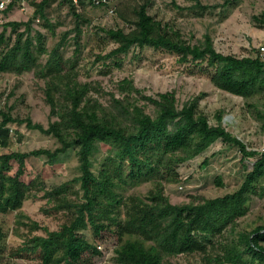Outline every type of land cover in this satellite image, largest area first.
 <instances>
[{
  "label": "trees",
  "instance_id": "1",
  "mask_svg": "<svg viewBox=\"0 0 264 264\" xmlns=\"http://www.w3.org/2000/svg\"><path fill=\"white\" fill-rule=\"evenodd\" d=\"M30 1L36 7L35 17L43 18L45 26L53 29L45 14L52 0ZM83 1L76 5L73 0H62L70 6L77 22V47L82 34L78 7L84 6ZM152 1L125 0L115 9L131 28H101L117 46L98 59H113L119 66L120 56L133 47H151L177 54L181 63L205 65L207 71L212 70L211 83L220 90L246 100L264 94V60L223 54L209 35L201 44H190L179 30L149 14ZM192 1L195 7L207 9L200 0ZM90 2L95 5L93 0ZM12 8L10 5L3 12ZM34 21L31 18L4 24L0 33V72H34L46 80L44 93L50 116L56 120L44 127L31 117L14 116L12 107L0 108V148L10 146L12 124L52 135L59 146L53 150L0 153V213L17 211V221L29 228L14 255L32 257L41 264H90L92 257L101 252L86 238L84 232L88 230L94 239L103 232L116 237L118 264H172L173 257L193 254H200L205 264H264V225L249 232L237 230L239 219L249 211L252 196L264 197V186H258L264 180V152L247 150L222 125L223 111L216 114L217 124H211L199 109L200 97L180 108L174 91L147 95L132 79L124 78L118 82L121 96L111 94L109 104L104 105L93 96L90 83L77 79L73 72L76 63L64 58L61 49L68 34L48 50L44 35L33 28ZM8 29L15 36L13 42L6 35ZM43 55L45 62L41 60ZM140 100L153 106V114L139 104ZM248 105L256 108V118L264 128V111L256 103ZM218 140L235 146L243 159L256 157L242 184L232 192L198 202L172 203L165 186L180 182L179 166ZM101 144L108 147V152L94 163ZM70 150L76 151L80 175L52 189L38 179H23L28 157H46L53 162ZM12 161L18 163L14 175L10 174ZM77 184L81 196L71 199L70 190ZM144 184L151 185L145 195L126 194ZM217 184L222 185L220 178ZM40 192L48 205L45 212H63L64 221L58 229L41 226L21 212L24 201L36 198ZM38 230L42 234H36ZM229 233L238 234L226 238ZM3 237L0 229V242Z\"/></svg>",
  "mask_w": 264,
  "mask_h": 264
},
{
  "label": "rangeland",
  "instance_id": "2",
  "mask_svg": "<svg viewBox=\"0 0 264 264\" xmlns=\"http://www.w3.org/2000/svg\"><path fill=\"white\" fill-rule=\"evenodd\" d=\"M39 2L40 0H36ZM125 0H107L103 6H95L90 0H84V6L78 7L82 15L80 28L82 34L79 46L75 35L77 22L70 11V6L62 0H52L46 8V16L53 29L45 26L43 18L35 17L36 7L29 2L27 10L14 7L9 12H0V33L6 22H26L34 18L33 28L44 35V44L48 50L54 48L67 33L66 42L61 51L64 58L76 63L73 72L77 79L90 83L94 89L92 94L104 105L109 104L111 94L121 96L118 82L124 78L132 79L135 86L147 95L174 91L178 106L200 97L199 109L207 115L209 122L217 124L216 114L223 111L222 125L238 137L247 150L264 152V128L261 120L256 118V108L248 104H257L264 111V94L246 100L215 87L210 80V71L203 64L193 61L179 62L177 54L156 50L151 47H133L126 55H121V64L116 65L113 59H98L108 54L117 44L101 30L124 29L131 27L123 22L115 9ZM207 9L194 6L192 0H153L148 12L155 19L169 24L179 30L183 38L192 45L201 44L209 35L215 48L223 54H232L239 58L253 57L264 43V0H200ZM7 37L11 42L15 36L8 29ZM77 49V52H76ZM43 62L46 56L41 57ZM46 80L39 78L34 72L16 74L0 72V108L8 110L16 117H31L34 122L48 127L51 121L50 105L46 101L44 88ZM139 104L153 114V106ZM11 143L7 148H0L1 154L12 152H31L39 148L55 149L59 143L52 135L27 129L25 126L11 125ZM108 152V147L100 145L94 156V163L99 162ZM256 157L243 159L238 149L222 141H216L201 155L182 163L178 168L179 183H168L165 193L174 204L201 201L236 190L252 168ZM18 163L12 161L11 175L17 171ZM80 175L78 157L75 150L60 155L53 162L46 157L30 156L25 161L23 179L31 182L42 181L47 189H52ZM218 178L222 185L217 184ZM264 186V180L258 183ZM150 184L135 187L126 194L145 195ZM40 192L36 198L24 201L21 212L51 230L58 229L64 221L63 212H50L46 200ZM81 196L79 185L70 190V198ZM17 211L0 213V229L4 233L1 240L0 264H41L32 257L14 255L27 236L29 228L19 223ZM24 222H29L23 218ZM264 225V197L252 196L248 213L239 219L238 231H251ZM36 234H42L41 230ZM86 238L98 246L100 255L92 257L90 264H118L114 249L116 237L103 232L100 238H92L90 232H84ZM238 234V233H237ZM237 234H227L226 238ZM222 239V238H221ZM100 246V247H99ZM172 264H205L200 254L178 255L170 259Z\"/></svg>",
  "mask_w": 264,
  "mask_h": 264
},
{
  "label": "built area",
  "instance_id": "3",
  "mask_svg": "<svg viewBox=\"0 0 264 264\" xmlns=\"http://www.w3.org/2000/svg\"><path fill=\"white\" fill-rule=\"evenodd\" d=\"M107 0H93L95 5L106 3ZM30 0H0V12L6 10L10 5L21 8V10H27L29 8ZM74 4L78 5L79 0H73ZM255 57H259L264 60V43L261 44L257 50ZM100 247V246H99Z\"/></svg>",
  "mask_w": 264,
  "mask_h": 264
}]
</instances>
